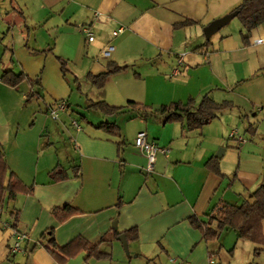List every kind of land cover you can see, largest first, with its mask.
Instances as JSON below:
<instances>
[{
	"label": "crops",
	"instance_id": "1",
	"mask_svg": "<svg viewBox=\"0 0 264 264\" xmlns=\"http://www.w3.org/2000/svg\"><path fill=\"white\" fill-rule=\"evenodd\" d=\"M239 2L0 0V74L5 69L23 71L37 81L32 88L25 81L15 86L0 81V152L8 169L32 185L31 193H17L0 207V264H58L37 243L49 228L58 245L76 236L98 243L101 251L110 253L109 264L114 255L119 264H131L133 258H140L141 264H209L210 255L220 263L224 229L216 240L205 241L188 217L205 219L214 205L249 197L264 161L263 154L262 163L241 159L242 152L236 153L232 146L215 154L222 138H230L229 123H236L237 115L255 129L248 116L264 111V21L250 30L247 44L241 41L239 22L229 25L232 18L208 38L203 34L210 21ZM184 19L192 22L174 26ZM82 25L90 27L92 40L80 31ZM119 26L122 32L113 35ZM107 43L114 48L104 57L100 49ZM56 56L66 60V72L73 75L74 83L84 80L88 88L96 89V98L86 95V106L102 99L124 105L121 112L134 110L133 130L116 120L119 135L94 126L118 113L97 121L82 116L85 122L73 125L71 149L59 158L56 142L64 134V122L49 119L48 105L65 97L68 111L71 85ZM107 61L121 69L109 74L102 87L93 86L86 73L104 71ZM30 90L36 95L26 99ZM205 93L233 105L200 128L187 130L182 121L162 123L159 115L151 113L161 104L188 97L199 100ZM129 100L149 108L141 113L126 105ZM139 130L168 149L157 152L150 173L144 172L146 158L132 142ZM212 130H216L214 138L208 136ZM232 140L237 149L246 144ZM228 150L236 154L235 163H228ZM211 156L217 158L223 176L205 167ZM57 164L67 175L63 179L48 174ZM66 203L80 212L58 222L50 209ZM13 208L19 209L17 229L27 234L15 251L11 228L5 225L10 224ZM131 227L138 236L127 242L129 251H125L114 231Z\"/></svg>",
	"mask_w": 264,
	"mask_h": 264
},
{
	"label": "trees",
	"instance_id": "2",
	"mask_svg": "<svg viewBox=\"0 0 264 264\" xmlns=\"http://www.w3.org/2000/svg\"><path fill=\"white\" fill-rule=\"evenodd\" d=\"M235 11L241 30V41L244 44L248 43L250 30L264 21V0H240V2L232 9ZM192 22L189 19H184L174 23V26H184ZM37 51H44L37 50ZM30 52H36L31 50ZM60 62V68L63 74L67 71L66 60L56 56ZM121 69V66L114 61H107L105 70L98 73H86L85 78L95 87H102L106 77ZM37 77V76H36ZM76 80V79H75ZM0 81L9 85L15 86L18 83L25 81L32 88L37 84L35 79H30L23 71L13 72L10 69H5L0 74ZM36 91H28L26 99L35 96ZM127 106L136 107L139 112H146L147 105L127 101ZM230 100L214 101L207 93L203 94L199 100L193 97H188L185 101H171L166 104H161L153 109L151 113L159 115V121L162 123L171 121H182L183 126L187 130L197 129L209 123L217 114L225 109L232 107ZM87 107L95 109L103 115H113L120 113L124 105L108 104L102 99L89 101ZM96 128L102 129L110 134L119 135V126L113 120H101L94 125ZM121 143H117V146ZM207 169L223 176L219 170L217 158L211 156L204 162ZM52 179H63L67 175L60 165H55L48 172ZM32 185L24 184L18 176L10 171L7 167L4 155L0 152V207L5 201L11 200L17 193H31ZM120 206V199L115 205ZM80 210L69 203L63 206H53L50 209L51 215L58 221L62 222L69 216L79 213ZM10 227L15 231L19 217V209L13 208L9 212ZM264 219V161L260 174L259 183L250 191V196L243 198L239 203L223 201L214 205L209 212L206 213L205 219H199L194 215L188 217V222L193 228L201 231L205 241L216 240L221 231L227 227L235 231L236 238L248 240L254 244L264 245V234L262 221ZM123 233L126 242L137 239L138 232L135 227L125 229L121 232L114 231V234ZM103 238V237H102ZM101 238V239H102ZM38 244H42L46 250L55 258L58 264H64L69 256L83 251V259L87 260L90 257L105 258L110 257V253L101 251L98 248V243H91L86 239L76 236L63 245H58L55 242L53 229L45 230L37 240ZM36 244V243H35ZM263 247H254L253 255L259 254ZM231 251V250H230ZM246 264H253L249 261Z\"/></svg>",
	"mask_w": 264,
	"mask_h": 264
},
{
	"label": "rangeland",
	"instance_id": "3",
	"mask_svg": "<svg viewBox=\"0 0 264 264\" xmlns=\"http://www.w3.org/2000/svg\"><path fill=\"white\" fill-rule=\"evenodd\" d=\"M238 20L234 16L232 20L228 23L231 25L232 23H236ZM227 24V25H228ZM226 27V26H223ZM224 29V28H222ZM68 81L71 85V94L69 95V101L71 103L70 109L65 111H62L59 113L58 118L55 119L57 121H63L64 123V134L59 137V141L56 142V154L59 158H63L66 153L71 149L73 145V141L71 138V134L73 132V121H78L79 123L84 119H82V116L88 120L91 121H97L101 120L100 117H103L104 115L100 113L99 111L89 108L85 105V98L86 95L91 98H96V89L94 87L88 88L89 85L84 84V80H80V82L74 83V77L70 72H65ZM74 74V73H73ZM80 86V89H78ZM64 100H67L65 97H63ZM231 108V107H230ZM49 115V114H48ZM136 115V112L134 110H128L125 112L118 113L117 116L114 117H108L105 116V119L107 120H116L117 123H121L128 131H132L136 120L133 119V117ZM49 119H52L50 115L48 116ZM250 122H254L255 129H250L248 126L247 121L244 119L242 114L237 115L236 123H229L232 128H237L239 131V134H241L246 141V144L244 147L242 145L239 149H237L235 146L234 140L223 137L222 138V144L218 145L215 149V154L220 149H223L225 146H228L227 148H232L234 151L236 150V153L241 151V159H250V161H259L262 163V159L260 158V154L264 155V111L262 113H258L256 116H251L249 114L248 116ZM51 120V121H55ZM208 136L214 138L216 136V130L209 131ZM133 142V140H132ZM228 144V145H227ZM263 158V157H262ZM226 159H228V163L231 164L232 162H236V154L235 157L233 155V152L227 151ZM253 159V160H252ZM262 170V169H261ZM231 175V179H232ZM264 230V228H263ZM223 239V247L220 248L221 250V261L219 263V259L216 255H212V258L214 259V264H227V262H230V264H245L244 262H253V264H264V245L261 244H254L248 240L244 239H237L235 231L227 227L224 229L221 233V240ZM220 240V241H221ZM237 241V242H236ZM236 242V243H234ZM254 247H263L262 250H260L259 254L253 255V249ZM231 250V253L229 252ZM127 251H129V248L127 246ZM124 253H126L124 251ZM128 253V252H127ZM126 253V254H127ZM79 252L69 256V258L65 261L64 264H109L106 260L109 257L105 258H94L90 257L87 260L83 259V256L77 255ZM133 254V253H132ZM133 256V255H132ZM140 258H133L131 260V264H141ZM68 261V262H67ZM93 261H97V263H94ZM98 261H101L100 263ZM119 264V260L116 261L115 255L112 258L111 264Z\"/></svg>",
	"mask_w": 264,
	"mask_h": 264
},
{
	"label": "built area",
	"instance_id": "4",
	"mask_svg": "<svg viewBox=\"0 0 264 264\" xmlns=\"http://www.w3.org/2000/svg\"><path fill=\"white\" fill-rule=\"evenodd\" d=\"M123 27L119 26L116 29L112 31L113 35H117L118 33L122 32ZM80 31L86 36L88 40L93 39V32L91 31L90 27L88 25H82L80 27ZM260 39H255V42H259ZM114 46L111 43H107L100 49V54L104 57H107L110 55L111 51L113 50ZM67 107V101L63 98L54 100L52 103L48 105V114L52 119H57L60 112L65 111ZM73 125L75 127H78V123L76 121H73ZM229 137L231 139H235L237 142H244L245 138L239 134V131L237 128L230 129L228 133ZM133 145L141 151L145 158H146V164L144 166V172L150 173L153 170L154 167V161L156 158L157 152L165 153L168 151L166 147L159 146L153 139H149L147 137V133L145 130H139L135 134L133 138ZM6 226H9V223L5 224ZM11 228V227H10ZM11 234L14 238L12 250H18L20 248V243L22 240L27 238V234L22 231H15L11 228ZM209 264H214V259L212 258V255L208 258Z\"/></svg>",
	"mask_w": 264,
	"mask_h": 264
},
{
	"label": "water",
	"instance_id": "5",
	"mask_svg": "<svg viewBox=\"0 0 264 264\" xmlns=\"http://www.w3.org/2000/svg\"><path fill=\"white\" fill-rule=\"evenodd\" d=\"M235 16V11H230L228 13L223 14L220 17H217L210 21L204 28L203 34L206 38L209 37L211 33L219 29L224 24L228 23L231 18ZM115 227V225H113ZM117 239L121 242L122 247L125 251H127V242L123 233L118 234Z\"/></svg>",
	"mask_w": 264,
	"mask_h": 264
}]
</instances>
